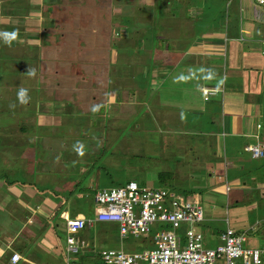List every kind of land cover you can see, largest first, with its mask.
Instances as JSON below:
<instances>
[{
  "label": "crops",
  "instance_id": "crops-1",
  "mask_svg": "<svg viewBox=\"0 0 264 264\" xmlns=\"http://www.w3.org/2000/svg\"><path fill=\"white\" fill-rule=\"evenodd\" d=\"M9 1L17 6V15L25 16L26 0ZM71 1L70 7H78V11H64V18L55 23L67 24L74 21L73 17L83 20L88 15L89 21L108 24L105 29L99 27L104 32L91 29V36L100 40L93 42L94 46L109 45L105 40L119 44L120 36L123 43L133 47L128 57L121 55L126 58L123 70L132 72L127 83L104 84L105 79L98 80L100 87L104 84L100 101L104 107L113 105V116L119 118L137 114L133 106L143 104L140 117L148 119L147 124L168 134L200 137L192 141L196 144L184 139V145L193 153L187 166L199 170L198 183L201 180L205 184L198 189L205 190L207 184L206 199L232 196L237 204L243 202L241 199H264V156L253 157L247 150L249 145L264 142V5L257 6L253 0H101L97 4L91 0L80 11L81 4ZM174 2L179 8L169 7ZM89 6L91 10H87ZM175 9L187 14L177 15ZM32 13L35 11L31 9ZM5 22L7 17L1 16L0 23ZM21 24L24 26V21ZM144 40L149 41L143 44ZM138 41L142 50L137 47ZM110 54L115 56L113 65H117L121 52L114 48L108 57ZM112 60L107 59V63ZM188 75L196 77V84L182 81ZM139 76L141 81H135ZM202 88H220L222 92L205 100ZM92 98L96 101L98 96ZM124 103L132 105L131 111L123 107ZM99 113L103 114L102 108ZM139 126L136 124L137 129ZM196 145L201 148L196 149ZM50 173L52 170L39 174V183L45 188L33 187L32 191L26 181L0 171V264L72 263L61 213L94 218L96 205L75 189L67 196L57 195L53 187L45 186L54 182L53 174L44 176ZM12 180L17 181L9 185ZM209 206L213 209L216 205ZM79 208L82 210L77 211ZM203 222L196 228L205 238ZM102 223L94 220L78 235L83 245L76 254L87 264L101 261V249L95 247L111 240L110 226H99ZM121 247L133 250L129 245ZM13 252L21 255L16 263L10 261Z\"/></svg>",
  "mask_w": 264,
  "mask_h": 264
},
{
  "label": "rangeland",
  "instance_id": "rangeland-1",
  "mask_svg": "<svg viewBox=\"0 0 264 264\" xmlns=\"http://www.w3.org/2000/svg\"><path fill=\"white\" fill-rule=\"evenodd\" d=\"M90 1L75 2L81 4V11ZM100 1L94 0L96 4ZM140 1L145 3L148 0ZM189 1L196 3V0ZM70 2L26 0V14L20 17L16 14L17 6H12L9 0H0V17H7L8 20L0 23V171L7 172L11 178L26 181L34 191L33 187L45 188L39 183L42 182L41 178L38 179L39 174L52 170L44 176L51 177L53 174L54 182L45 186L53 187L52 190L60 196H67L70 190L75 189L80 191L78 194L83 197L88 195L91 199L94 190L120 186L130 179L141 186L163 187L178 195L193 196L197 193L198 197L201 196L199 199L202 198L204 209L202 230L206 246L219 243L217 235L226 228L228 220L230 227L244 232L246 247H263L264 199H241L243 202L237 204L232 196L230 199L216 195L215 200H208L204 196L207 184L205 190L198 189L205 184L201 180L198 183L201 176L199 170L187 166L191 164L189 161L193 153L186 151L184 139L190 143L200 140V137L168 134L147 124L148 119L140 117L143 104L133 106L137 114L115 118L113 105L104 107L105 104L100 102L104 97V84H123L131 79L132 72L123 70L126 58L122 56L128 57L133 47L123 43L120 36L118 42L123 43L121 47L120 43L113 45L109 40H105L109 45L98 43L94 46L93 42L100 40L91 36V29L96 27L103 31L108 24L89 21L88 15L83 20L73 17L74 21L67 24L55 23L64 18V11H78V7H70ZM176 3L169 7L179 8ZM31 9L35 14H30ZM91 9L92 6L87 8ZM175 10L179 13L177 15L187 14ZM155 18L159 17L156 15ZM170 21L173 22L172 19ZM172 24L177 25V22ZM144 41L143 44H146L149 40ZM140 44L142 42L138 41V48ZM112 48L121 52L115 66V56L107 55ZM107 59H113L111 64L107 63ZM29 69H35L34 76L28 74ZM195 78L188 75L182 81L193 85L196 84ZM103 79L105 83L100 87L98 80ZM141 79L139 76L135 81ZM21 88L27 90L25 103L18 98ZM93 96H98L96 101ZM123 107L131 111L132 105L124 103ZM101 108L103 114L100 116ZM136 124H140V128L137 129ZM21 126L25 127V132ZM79 145H83V155L76 150ZM199 148L201 146L196 145V149ZM211 202L216 205L213 209L209 206ZM72 215L76 216V213ZM101 225L110 226L112 236L109 242H99L95 247L97 251L122 248V244L137 250L149 245L146 237L130 236L121 240L115 223ZM78 257V254H72L71 264Z\"/></svg>",
  "mask_w": 264,
  "mask_h": 264
},
{
  "label": "built area",
  "instance_id": "built-area-1",
  "mask_svg": "<svg viewBox=\"0 0 264 264\" xmlns=\"http://www.w3.org/2000/svg\"><path fill=\"white\" fill-rule=\"evenodd\" d=\"M263 6L264 0H253ZM220 88H202L205 100L219 96ZM253 157L264 156V142L247 146ZM94 218L72 216L62 212L66 228V251L76 254L82 249L78 235L92 222H109L118 226L122 239L146 237L149 245L139 250L102 248L103 264H264V246L246 247L245 234L230 226L218 234L214 246L204 244V234L196 228L205 221L198 195H178L167 188H149L131 180L122 186L102 187L93 196ZM21 259L18 252L10 261Z\"/></svg>",
  "mask_w": 264,
  "mask_h": 264
},
{
  "label": "clouds",
  "instance_id": "clouds-1",
  "mask_svg": "<svg viewBox=\"0 0 264 264\" xmlns=\"http://www.w3.org/2000/svg\"><path fill=\"white\" fill-rule=\"evenodd\" d=\"M28 74L30 76H34L35 75V69H29L28 70ZM18 98L20 100L21 103H25L26 99H27V90L21 88L20 91L18 92ZM11 107H15V105H11ZM83 145H79L76 150L80 155H83Z\"/></svg>",
  "mask_w": 264,
  "mask_h": 264
},
{
  "label": "trees",
  "instance_id": "trees-1",
  "mask_svg": "<svg viewBox=\"0 0 264 264\" xmlns=\"http://www.w3.org/2000/svg\"><path fill=\"white\" fill-rule=\"evenodd\" d=\"M21 130L25 132V127H24V126H21ZM16 181H17V180H15V181H13V180H12V181H9L8 184H9V185L14 184V182L16 183ZM21 181H22V180H21ZM129 181H131V179L125 181V182L122 183L120 186L125 185V184L128 183ZM95 192H96V190L93 191V196H94V193H95ZM93 196L91 197V200L93 199ZM80 251H82V249H81ZM98 253H99V252H98ZM78 255H79V254H78ZM82 259H83L82 257H79L78 259H76V261H74V264H87V263H88V262L85 263ZM89 264H103V263H102V261H100L99 259H96V260H94V261H92V262L89 261Z\"/></svg>",
  "mask_w": 264,
  "mask_h": 264
}]
</instances>
